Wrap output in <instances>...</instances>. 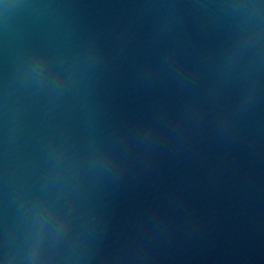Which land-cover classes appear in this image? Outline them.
Returning a JSON list of instances; mask_svg holds the SVG:
<instances>
[{"label":"water","instance_id":"water-1","mask_svg":"<svg viewBox=\"0 0 264 264\" xmlns=\"http://www.w3.org/2000/svg\"><path fill=\"white\" fill-rule=\"evenodd\" d=\"M0 264H264V0H0Z\"/></svg>","mask_w":264,"mask_h":264}]
</instances>
